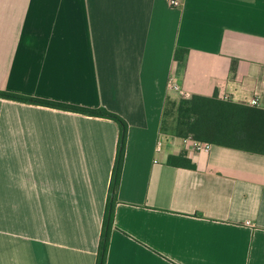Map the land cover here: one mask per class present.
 <instances>
[{
  "label": "crops",
  "instance_id": "obj_1",
  "mask_svg": "<svg viewBox=\"0 0 264 264\" xmlns=\"http://www.w3.org/2000/svg\"><path fill=\"white\" fill-rule=\"evenodd\" d=\"M0 91L127 122L106 264H264V153L161 130L176 98L264 111V0H0ZM119 139L0 98V264H97Z\"/></svg>",
  "mask_w": 264,
  "mask_h": 264
},
{
  "label": "trees",
  "instance_id": "obj_2",
  "mask_svg": "<svg viewBox=\"0 0 264 264\" xmlns=\"http://www.w3.org/2000/svg\"><path fill=\"white\" fill-rule=\"evenodd\" d=\"M187 51L179 50L175 57L182 59ZM1 99L36 104L60 110L107 118L115 121L120 128V139L116 164L110 186L109 200L106 208L102 237L97 264H106L110 232L114 222L115 194L121 177L123 156L126 146L128 124L119 115L104 108L89 109L85 107L42 100L15 93L0 91ZM162 121V133L182 139L192 137L195 141L217 146L240 149L249 152L264 153V111L250 108L215 98L195 95L191 99H182L177 118V128L171 132L167 130L166 113ZM184 127V128H183ZM182 160L181 158H179ZM176 159L174 160V162ZM173 162V161H172Z\"/></svg>",
  "mask_w": 264,
  "mask_h": 264
},
{
  "label": "rangeland",
  "instance_id": "obj_3",
  "mask_svg": "<svg viewBox=\"0 0 264 264\" xmlns=\"http://www.w3.org/2000/svg\"><path fill=\"white\" fill-rule=\"evenodd\" d=\"M182 98H176L174 100H170L168 104V111L166 113V124L168 127V133L173 132L177 128V118H178V110L181 103ZM184 128V127H183Z\"/></svg>",
  "mask_w": 264,
  "mask_h": 264
},
{
  "label": "built area",
  "instance_id": "obj_4",
  "mask_svg": "<svg viewBox=\"0 0 264 264\" xmlns=\"http://www.w3.org/2000/svg\"><path fill=\"white\" fill-rule=\"evenodd\" d=\"M169 4L173 8H178V7L181 6L182 0H169ZM170 89H172L174 91H180V88H179L178 84L174 80H170ZM252 105L256 106V107H261L262 106L261 103L259 101H256V100L252 102ZM163 138H164V136H162V138L159 139L160 140L159 141V145H161V140ZM193 146H194V148H196L198 150H202V149L208 150L209 147H210L208 144L200 143V142H197V141L193 142Z\"/></svg>",
  "mask_w": 264,
  "mask_h": 264
}]
</instances>
